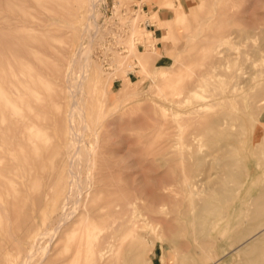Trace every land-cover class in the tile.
Here are the masks:
<instances>
[{
    "label": "rangeland",
    "instance_id": "1",
    "mask_svg": "<svg viewBox=\"0 0 264 264\" xmlns=\"http://www.w3.org/2000/svg\"><path fill=\"white\" fill-rule=\"evenodd\" d=\"M252 1L257 6L254 9L257 17L264 21V0ZM245 2L231 1L236 10ZM161 4L164 7L159 9ZM214 4V0H96L94 15L87 0H0V264H22L33 243L34 230L49 228L53 224L51 215L59 210L56 206L62 198L65 173L70 165L64 148L69 124L66 114L71 98L64 78L68 73L76 76L79 72L84 51H88L98 65L102 78L113 70L119 72L109 90L108 100L107 92L93 90L89 79L81 85L86 89L88 120L94 125L103 122L97 146L92 154L90 152L93 158L90 168L84 164L81 169L82 177L90 180V192L86 197L88 208L107 203L110 198L117 204L129 194L142 196L139 202L144 208L155 203L158 197L165 199L169 193L164 188H187L188 181L195 178H203L206 182L204 177L209 173L216 181L225 179L226 182L217 183L215 187L223 188L221 195L217 194L211 203L213 207H220V213L213 219L210 231L200 232L204 216L199 210L205 203L204 198L209 199L205 197L207 193L200 192L193 200L190 189L180 190L176 192L181 198H176L178 204L167 201L166 211L155 213L154 221L148 219V223L141 217L138 237L127 234L129 241L125 239L120 245L112 243L121 264H264L261 254L264 232L252 237L264 225V108L261 105L256 110L252 108L254 86L258 84L252 83L244 96L238 93L230 99L224 110L229 117H240L227 129L233 152L229 158H222L224 150L216 145L223 135H213L211 128L194 138L189 122L166 129L167 125L163 126L161 120L160 104L165 105L161 95L172 91L168 88L170 82L162 84L160 76L169 73L174 79L173 85L180 88L191 75L187 69L200 68L204 39L189 41L188 35L196 27L197 18L212 12ZM221 8L222 4L217 3L212 21L215 30L205 26L203 35L219 29ZM232 20L235 19L226 13V23ZM88 23L92 25L88 27ZM239 24L235 22L234 26L241 27ZM150 31L153 33L149 34ZM262 43L260 37L251 40L256 46ZM129 46L136 51L135 56ZM154 51L157 53L153 54ZM149 55L150 76L141 71L139 65L134 71L128 67ZM251 58L248 71L253 73L264 67V53ZM21 61L25 64V75L18 66ZM74 61L79 62L72 65ZM241 62L238 59L226 69L239 67ZM17 78L26 83L19 94L10 91ZM158 85H163L164 91ZM257 87L256 99L260 100L264 96V86ZM7 100L11 103L6 104ZM97 104L103 116L94 114ZM26 117L28 123L24 122ZM30 126L33 128H28ZM170 131L171 139L167 135ZM86 138L94 141L91 131L86 132ZM102 139L115 150L117 158H123L113 163L109 170H103L101 164L106 150ZM188 152L204 157L205 166L197 171L199 175L190 169L193 164L189 163L194 160L188 161ZM177 164L184 165L185 169H182L184 178L175 184L170 178ZM227 171L238 175L236 180L226 175ZM120 183L124 188H118ZM116 204L113 207L109 204L110 209L121 208ZM179 209L181 214L177 213ZM78 216L70 220L63 235L59 233L52 241L38 235L40 243L34 248V253L38 254L33 255L29 264L40 261L43 254L42 260L33 264H71L72 261V264H96L85 259L89 245L92 241L100 242L103 234L111 229L96 215L91 221L94 236L86 240L88 229L76 232ZM175 216L179 219L172 218ZM156 218H166L169 222ZM28 221H33L34 229H28ZM79 235L83 239H78ZM82 240L87 245L81 246ZM47 241L49 251H40L42 248L37 247L48 244ZM136 253L140 258L132 263L130 260Z\"/></svg>",
    "mask_w": 264,
    "mask_h": 264
},
{
    "label": "bare ground",
    "instance_id": "2",
    "mask_svg": "<svg viewBox=\"0 0 264 264\" xmlns=\"http://www.w3.org/2000/svg\"><path fill=\"white\" fill-rule=\"evenodd\" d=\"M231 1L233 0H218L217 2H215L214 0L215 9L212 10V12H210L209 14H205L201 16L200 18H197L196 27L193 29V31H190L191 33L189 32L190 33L188 35L189 41H193L196 39H199V40L204 39V44L202 45L203 58H202V61L200 62V68H196V70L194 69L191 70V68H189L190 70L187 69V71H189L191 75H189L188 79L181 84L180 88L173 85L174 79L172 75L170 77L169 73L164 72L163 75L160 76L161 79H163V82L161 81L162 84L163 83L168 84L170 82V84L168 85V88L172 91L168 94L161 95L163 96V99L165 102V103L163 102L165 105L160 104V110L162 111L161 120L163 122V126L167 125L166 129H172L175 125L180 124L181 122H184V121L189 122L193 127V131L191 135L194 138H197L199 135L205 133L206 129L211 128L213 135L214 134L223 135V137L221 138L222 141L219 144H216L219 146V149L224 150V154L222 155V158H229L232 156V153H233L232 148L230 147V143L228 142V140L231 137V134L227 131V129H230L229 127L234 124L233 122L236 119L240 118V117H229L228 114L224 111L225 108L228 107L230 103V99L235 98L236 95H238V93H240L241 96H244L245 94H247L248 91L250 90L249 88L251 87L252 83L253 84L257 83L259 86L261 85L264 86V67H262L261 69H258L256 72H253V73L248 71V68H247L249 67L248 60H251L252 59L251 57L253 55L254 56L260 55V54L262 55L264 53V21H263V18L257 17L258 14L257 12L254 11V9H256L257 6L256 4L253 3L252 0H246V2L248 1V3L245 2L243 4L238 5L240 10H236L234 8V3H231ZM217 3L222 4L220 18H219V23H220L219 29H217L216 32L206 33L203 35L202 29L205 26H212V28L215 30V28L213 27L212 21L214 20L215 14L217 12L216 10ZM87 4H89V7H91L90 10L94 11L92 13L95 15L96 10H97L96 0H87ZM162 7L164 6L161 4L159 9ZM155 12L157 13L158 10ZM226 13L229 14V17H232L233 19H235V20H232L231 21L232 23L230 24H228V22L226 23L225 21ZM135 17H136L135 18L136 20L137 16ZM235 22H240L239 25H242V26L235 27L234 26ZM91 25L92 23L89 24L88 27H90ZM88 27L87 29H89ZM95 27H97V25H95ZM164 27L168 29V26H164ZM96 29L97 30L95 31H98V28ZM152 33L153 31H150L149 34H152ZM140 35H143V34L141 33ZM255 37L263 38L262 45L256 46V45L251 44V40ZM240 46H243V48H241ZM131 50H133V48H131ZM133 51H134L133 53L136 52L135 50ZM37 52L38 50L36 51V53ZM156 53L157 51L153 52V54H156ZM135 55L136 53L132 56H135ZM132 56L130 58H132ZM141 58L142 59L137 60V62L128 64V67H130V69L134 71L136 69L135 67L139 65V67L141 68V71L148 72L150 76V67H149L150 66L149 65L150 55L142 56ZM238 59L242 60V62L240 63L241 65H239V67L232 68L231 70L226 69L228 66H230V64L233 66L237 62ZM77 62L74 61L72 65H74ZM80 64H81V69L79 70V72L76 73V76H73L71 73H68L64 78L65 82L67 83L68 94L71 98L69 109L66 114L69 124H68V134H67L68 139H67V142L64 148V151L66 153V156L68 158L70 165L68 166L66 173H65V177L66 176L67 177L62 186L63 187L62 188V198L60 199L59 203L56 206V209H59V210L56 212L55 215H51L53 224L50 225L49 228L47 227L46 229L45 227L44 230L41 228L40 230H38L39 228L34 230L33 243L30 244L31 245L30 250H28L29 248L27 249L29 253L27 252L28 256H26L27 258L24 259V261H22L23 262L22 264H29L31 259H33V255L38 254V252L34 253V251H36L34 250V248L38 245V243H40V241L37 238L38 235H41L43 239L45 237H49V241H52L57 235H59V233L63 235L65 233L66 226L68 225L70 220H72L74 217L78 215L79 216L76 219L78 221L79 227L76 230V232L82 233L80 231L83 230V228L84 230L88 229V231L86 230L87 231L86 233L87 238H85L86 240L90 236L92 237L94 236L93 234L94 232L91 231L93 228V226L91 225V221L93 220V218L96 217V215L102 217V219L106 221L105 225L106 226L108 225V227L111 229V230H107L103 234V236L101 237L102 240L100 239V242H95V243L93 241L91 242V245H89V253L86 252L87 257L85 256V259H88L86 261H89L90 259V261L93 260L96 264H121L120 258H119L120 256L119 257L115 256V253L113 252L116 250L112 248V245H113L112 243L114 242V245L115 243L120 245L121 241H124L125 239L129 241L127 234L132 237H138L139 234L137 230L139 227L142 226L140 221H143V220H140L141 217L143 216V219H146L148 223H150V221H154L155 213L164 212L165 206L168 203L167 201H171V202L175 201L177 202V203L174 202L175 205L178 204V201L176 200V198L178 200H181V198H179L180 195L178 196L176 192L180 190H185V189H190V191L193 192L191 196L193 200L195 199V197H198V194H200V192L205 193V194L207 193V195L205 194L204 195L205 197L206 196L209 197V199L206 200L204 198L205 203L201 206L199 210L200 212H202V216H204L202 223H201L202 227H201L200 232H204V234H206L208 231H210L213 228L211 227L213 219L220 213V207L217 205L213 207L211 203L213 202L217 194L221 195L222 188H223L222 186L219 188H215V187H217L216 186L217 183L218 184L226 183L225 179L219 182L216 181V177H212L211 175L212 173H209V175L204 177L205 179H207L206 182H203V178L202 179L195 178L194 180L192 179L191 182L188 181L187 188H164L165 190H167L169 195L167 194L166 196H164L165 199L158 197V199L154 201L155 203L151 202L147 206L146 205L143 206L144 208L140 207V202H139V199H141L142 196H136L134 194H132V196L130 194L125 195L124 199L118 202L117 204H116L115 199L110 198L107 201V203H102L95 208L94 206H92L93 208L92 207L88 208V202H87L88 199L86 200V197L89 196L88 191L90 189V182H89L90 180L86 177H82L81 169H82V165L84 164L86 165L87 168H90V165L92 163L91 160L93 159L91 154H92V151L95 150L97 146L96 143H98V139L101 136L99 134V131L101 129L103 122H97V124L94 125L93 123H90V121L88 120L87 118L88 112L85 107L86 106V97H85L86 89L85 87H82L81 85H83V83L89 79V85L93 87V90L102 89L103 91L107 92L108 94L107 100H108L110 98L109 90L114 83L113 82L114 78L116 76H119V72H116L113 70L111 72H108V74L102 78V75L98 70V65L94 63V61L91 59V57L88 54V51L83 52L82 61ZM188 65L190 64H187V66ZM18 66L21 68L20 71L22 72V74L25 75L26 72L24 71L25 69L24 62L23 61L19 62ZM11 68L14 70L13 66H11ZM19 72L17 73L19 74ZM121 72L123 73L124 70ZM125 72H126V69H125ZM127 76L129 75L126 74L125 77ZM73 78H76V79L73 80ZM72 80L73 82L75 81L76 82L72 83ZM128 80L131 81L130 76L128 77ZM258 80H261V83ZM153 81L155 82L156 80H153ZM71 84H73V86ZM258 85L254 86L256 87V90L253 92L255 102L252 108L254 110H256L258 105H261V107L264 108V96L260 100L256 99L259 94L257 92ZM158 87L160 86L158 85ZM161 87H160L161 88L160 90L164 91L163 85H161ZM25 88H26L25 81L21 80L20 78H17V83L13 84L12 90L10 91L14 90V91H17L18 93V91L25 89ZM168 88L165 87V89L169 90ZM5 95L7 96L6 93ZM6 99H9V97ZM160 102H162V100H160ZM8 103H11V101L7 100L6 104ZM6 104L4 106H6ZM14 107L15 106H13V108ZM97 107H96L97 110L94 111V114L97 115V117H100L99 115L103 116L104 113L99 108L98 104H97ZM27 118L28 117H26V119L24 118V122L26 121L28 123ZM28 128L32 129L33 126L32 127L30 126ZM87 131H91L94 137L93 138L94 141H90L86 138ZM167 135L171 139V136H173L172 131L168 132ZM192 136H190L189 140H192ZM102 143L106 146L105 156L102 154L103 155L102 156L103 163H101L102 168L103 170H109L111 167L114 166L113 163L117 161H121V159L123 158H117V154L115 153V150L109 147V145L107 144V142H105V140L102 139ZM225 152H227V154H225ZM190 153L193 154V157L190 156ZM186 157L188 161L190 159L194 160L193 163H189L190 166L192 164L193 166H195V168L193 166L190 167L192 171L199 172L201 170V167L205 166L204 157L200 156L199 153L195 154L193 152H188V156ZM175 168H176V171L173 173L170 179H172L175 184H178L181 181V179L184 178V176L182 175V169H185V168H184V165L182 164L181 165L177 164ZM208 169H210V165ZM198 172L196 175L200 174ZM225 174L229 175L234 180H236L238 176V175L233 174L230 171L225 172ZM4 176L5 174L3 175V177ZM239 185H240V182L238 181V186ZM117 186L118 188H124L125 185L123 183H120ZM204 187H206V189L202 190V188ZM207 188L209 189L208 192H206ZM84 195H85V199H84ZM157 196H159V194H157ZM109 204L112 207L116 204V205H119L121 208L118 210L117 209L111 210L110 208L112 207H109ZM191 206H194V205L191 204ZM84 208H86L85 211H84ZM181 211L182 210L179 209L177 213H180ZM172 218L179 219V216H175ZM156 219H160L161 221H164L166 223L169 222L166 218H156ZM50 222L51 221L49 220L48 224ZM32 224H33V221H30V222L28 221V229L35 228V226ZM95 228L97 227L94 226V229ZM263 232H264V225L260 227L256 232H254L252 234V237H256L259 234H262ZM81 235H79L78 239L82 238L83 235L82 236ZM82 243L83 244H81V246L84 245V240H82ZM127 243L129 244V242ZM130 243H132V247H133V241H130ZM140 243H143V242L141 241ZM76 246H77V243H76ZM84 246L82 248H84ZM37 248H42L40 251L42 250L47 251V249H49V243L48 244L45 243V245L41 247H37ZM117 248L119 247L117 246ZM81 251L83 253L85 252V250L83 249H81ZM83 253L81 257L85 255ZM139 253L141 254V252ZM261 254H263L262 256H264V248L261 249ZM118 255L120 254L118 253ZM43 257H44V254L41 257V260ZM71 257H68L69 258L68 260H70ZM139 258L140 257H137V253H136L135 257L132 258V260L130 261L133 263L134 260H138ZM81 260L82 259L78 261L81 262ZM40 261L36 260V262H40ZM81 263L83 264V262Z\"/></svg>",
    "mask_w": 264,
    "mask_h": 264
}]
</instances>
